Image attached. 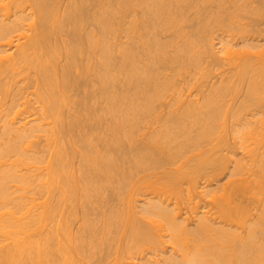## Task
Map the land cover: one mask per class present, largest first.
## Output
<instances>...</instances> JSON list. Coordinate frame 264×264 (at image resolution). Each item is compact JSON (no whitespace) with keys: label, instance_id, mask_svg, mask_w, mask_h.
I'll use <instances>...</instances> for the list:
<instances>
[{"label":"bare ground","instance_id":"6f19581e","mask_svg":"<svg viewBox=\"0 0 264 264\" xmlns=\"http://www.w3.org/2000/svg\"><path fill=\"white\" fill-rule=\"evenodd\" d=\"M0 264H264V0H0Z\"/></svg>","mask_w":264,"mask_h":264},{"label":"rangeland","instance_id":"374dc122","mask_svg":"<svg viewBox=\"0 0 264 264\" xmlns=\"http://www.w3.org/2000/svg\"><path fill=\"white\" fill-rule=\"evenodd\" d=\"M261 25L263 26V24H261ZM261 25H260V26H261ZM262 26H261V27H262Z\"/></svg>","mask_w":264,"mask_h":264}]
</instances>
